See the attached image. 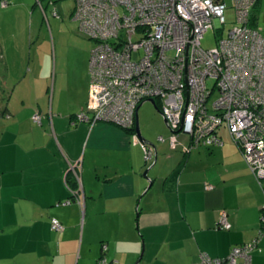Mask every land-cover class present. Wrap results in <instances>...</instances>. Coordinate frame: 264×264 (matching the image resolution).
Masks as SVG:
<instances>
[{
	"label": "crops",
	"instance_id": "obj_1",
	"mask_svg": "<svg viewBox=\"0 0 264 264\" xmlns=\"http://www.w3.org/2000/svg\"><path fill=\"white\" fill-rule=\"evenodd\" d=\"M55 50L42 94L26 110L8 102L3 111L8 119L0 136V264H100L102 256L107 264L140 258L139 264H199L204 252L226 256L258 236L264 182L225 127L223 145L191 148L190 138L168 137L161 126L153 142L156 133L146 126L141 141L136 128L131 133L112 123L77 122L88 102L90 67L82 70L79 58L59 55L57 45ZM146 102L138 110L139 127ZM37 113L40 123L33 119ZM147 144L156 147L155 163L146 164ZM180 145H186L183 153ZM76 162L79 196L69 179ZM222 211L230 230L217 227ZM52 219L64 230H53ZM253 264H264V232Z\"/></svg>",
	"mask_w": 264,
	"mask_h": 264
},
{
	"label": "built area",
	"instance_id": "obj_2",
	"mask_svg": "<svg viewBox=\"0 0 264 264\" xmlns=\"http://www.w3.org/2000/svg\"><path fill=\"white\" fill-rule=\"evenodd\" d=\"M260 0H76L73 17L95 45L90 56L91 83L87 105L77 122L112 123L136 128L137 110L154 99L172 131L190 135L191 148L223 145L225 127L261 184L264 178V30L258 27ZM230 3V4H229ZM232 8L234 25L224 36ZM210 29L217 45L205 49ZM42 121L39 113L33 116ZM159 141H164L160 136ZM146 164L156 147L144 146ZM80 164H70L81 193ZM211 189V185H207ZM68 200L66 203H70ZM264 208V206H263ZM262 228L250 242L228 255L201 254L199 264H253ZM219 229L230 230L228 213ZM52 229L64 230L52 219ZM103 244V250H107ZM105 256L100 264H107Z\"/></svg>",
	"mask_w": 264,
	"mask_h": 264
},
{
	"label": "rangeland",
	"instance_id": "obj_3",
	"mask_svg": "<svg viewBox=\"0 0 264 264\" xmlns=\"http://www.w3.org/2000/svg\"><path fill=\"white\" fill-rule=\"evenodd\" d=\"M75 6L76 0H0V136L6 130L8 118L3 111L8 102L17 111L20 108L26 110L35 101V97L42 94L47 75L51 76L53 70L56 45L59 55H73L72 58H79L82 70L86 65L89 69L95 43L81 31L79 21L74 19L72 10ZM256 15L258 27L264 30V0L259 1ZM226 16L224 36H227L228 30L234 25V10L229 8ZM217 39L216 31L210 29L202 39V46L205 49L215 47ZM24 99L25 102L22 101ZM146 106L151 107L144 114ZM142 108V134L143 127L146 126L151 130V135L156 133L153 138V142H156L159 132L155 128L161 126L170 137L171 130L160 109L159 113L150 102H146ZM224 132L231 136L225 128ZM178 135V139L184 137L189 141V134L181 131ZM232 141L234 142L233 139ZM234 144L238 148L235 142ZM179 148V152L183 153L186 145H180ZM263 182L264 178L261 179V184Z\"/></svg>",
	"mask_w": 264,
	"mask_h": 264
},
{
	"label": "water",
	"instance_id": "obj_4",
	"mask_svg": "<svg viewBox=\"0 0 264 264\" xmlns=\"http://www.w3.org/2000/svg\"><path fill=\"white\" fill-rule=\"evenodd\" d=\"M148 101H150L151 103H153L156 106V108L159 109L158 106H157V103H156V101L154 99H149ZM138 110H139V108H138ZM138 110H137L136 117L138 116ZM165 122L167 123L166 119H165ZM136 133H137L138 137L140 138V140L141 141H144V138H143V136L141 134V130H140V127H139L138 117H137V120H136ZM155 162H156V160L154 161V163ZM148 174H149V169H146L144 171L143 175H144V177L149 178ZM142 256H143V254H141V257ZM140 260H141V258H140ZM140 260H138L135 264H139L141 262Z\"/></svg>",
	"mask_w": 264,
	"mask_h": 264
},
{
	"label": "trees",
	"instance_id": "obj_5",
	"mask_svg": "<svg viewBox=\"0 0 264 264\" xmlns=\"http://www.w3.org/2000/svg\"><path fill=\"white\" fill-rule=\"evenodd\" d=\"M259 2L257 3L256 7L258 6ZM127 131L133 133L135 132V129L134 130H131V129H128ZM70 179V184L72 185L73 189H76L78 188V184H77V181L75 178H69ZM262 215H264V208H262Z\"/></svg>",
	"mask_w": 264,
	"mask_h": 264
},
{
	"label": "clouds",
	"instance_id": "obj_6",
	"mask_svg": "<svg viewBox=\"0 0 264 264\" xmlns=\"http://www.w3.org/2000/svg\"><path fill=\"white\" fill-rule=\"evenodd\" d=\"M158 106V105H157Z\"/></svg>",
	"mask_w": 264,
	"mask_h": 264
}]
</instances>
